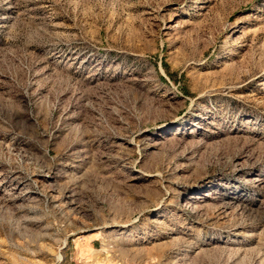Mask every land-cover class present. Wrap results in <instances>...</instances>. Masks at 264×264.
Here are the masks:
<instances>
[{
	"label": "rangeland",
	"instance_id": "374dc122",
	"mask_svg": "<svg viewBox=\"0 0 264 264\" xmlns=\"http://www.w3.org/2000/svg\"><path fill=\"white\" fill-rule=\"evenodd\" d=\"M0 264H264V0H0Z\"/></svg>",
	"mask_w": 264,
	"mask_h": 264
}]
</instances>
